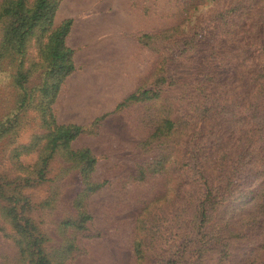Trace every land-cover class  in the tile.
<instances>
[{"label":"rangeland","instance_id":"rangeland-1","mask_svg":"<svg viewBox=\"0 0 264 264\" xmlns=\"http://www.w3.org/2000/svg\"><path fill=\"white\" fill-rule=\"evenodd\" d=\"M74 1H59L53 27L67 19L106 25L73 43L74 74L51 112L56 124L84 130L53 151L44 182L21 189L22 214L49 263L264 264V233L242 212L264 184L263 163L253 159L264 156V0ZM9 24L0 18V51ZM46 37L35 34L20 56L31 71L24 90L15 83L19 57L1 51L0 132L18 113L0 136L6 179L36 170L49 153L52 127L39 110L48 101L39 92ZM168 121L175 125L165 131ZM81 149L95 158L87 179L102 184L95 191L68 156ZM226 157L236 161L228 173ZM4 202L0 264H28Z\"/></svg>","mask_w":264,"mask_h":264},{"label":"trees","instance_id":"trees-1","mask_svg":"<svg viewBox=\"0 0 264 264\" xmlns=\"http://www.w3.org/2000/svg\"><path fill=\"white\" fill-rule=\"evenodd\" d=\"M59 1L60 0H35L30 5L27 0H5L0 7V18L8 17L10 20V24L5 28V34L2 38L1 51L3 48L4 52H7V55L9 54L13 56L15 54L19 57L15 74V83L18 84L20 89L24 88V83L27 81L31 72L30 69L23 67V61L20 59V56L24 54L23 51L27 43L33 36H35V34L39 33V36H42L44 33L47 34L46 43L41 47L42 57H44L47 62V71L45 72L46 78L44 79L39 92L43 100L48 99V101H45V103L41 102L39 110L42 112L41 116L48 118L52 127V129L49 130V134L46 136V139H48L47 147H49V153L40 158L36 170L26 173V175H18L12 179L0 177V200L1 202L5 201L2 210L3 212L5 211L9 217L13 230H15L18 237V244L24 246L23 248H20L21 254L29 260L30 263L28 264L50 263L43 249V238L41 234L31 223L30 219L22 214L24 204L22 203L23 195L21 194V189L28 185L29 182H44L45 169L52 157L53 151L57 147H68L70 142L84 130L83 127L78 125L56 124L55 116L51 112V105H53L57 98L60 85L75 70L72 60L73 50L66 46V37L72 23L71 19L63 21L57 27L52 26L53 17ZM38 39L41 40L39 37ZM38 66L40 65L38 64ZM145 93L141 95H145ZM29 97V94H23V98L18 106L20 111L24 109L25 99H29ZM138 97L139 94L136 92L124 99L118 107L132 100H136ZM12 117L17 119L18 113H14L10 118L6 119V123L2 125L3 127L0 136L10 130L11 124H13L14 120L11 121ZM174 125L173 122L168 121L162 129L168 131L172 129ZM157 132L163 131L159 128ZM245 144L251 147L252 143L248 144L246 142ZM21 148H23V146H21ZM68 156L72 159L74 158L75 162L81 165V175L86 181L87 190L95 191L101 187L102 184H94L87 181L92 167L95 164V158L91 155L88 149L77 151L69 150ZM226 158L227 161L223 163L222 169L228 173L230 171L229 167L236 161L232 163L229 157ZM242 158L246 160L245 164L247 166H250L251 164L256 166L255 161H257L263 163V165H260V168L264 167V156L260 154H256L253 158L255 161H253L252 158L248 159V156L240 157V160ZM262 175L264 177V170ZM230 177L231 176L229 175L228 179ZM229 181L230 180L226 182ZM259 193H261L262 196L257 198ZM256 194L257 195L253 199L251 207L242 212L244 215H250L255 226H257V229H260L264 233V184L257 187ZM200 207L203 209L201 215L204 216L205 214V217H207L208 210L211 209L210 204L203 202ZM81 218H83V220L89 219V217L85 215H82ZM260 248L264 250V244H262Z\"/></svg>","mask_w":264,"mask_h":264},{"label":"crops","instance_id":"crops-1","mask_svg":"<svg viewBox=\"0 0 264 264\" xmlns=\"http://www.w3.org/2000/svg\"><path fill=\"white\" fill-rule=\"evenodd\" d=\"M79 4V2L77 1V0H75L74 1V4H72L73 6H77ZM65 21V20H64ZM73 22V21H72ZM62 23V22H61ZM106 24L105 23H103L102 24V26L99 24H97V23H95V21H89V20H77V21H74L72 24H71V27H70V30H69V33H68V35H67V37H66V46L67 47H69L70 49H72L73 50V52H74V55H73V62H74V64L76 63V50L75 49H77L78 50V47H73V43L76 41V40H83V41H85L87 38H89V31L87 30L86 31V29H88V28H101V27H104ZM83 29H85V30H83ZM93 56V55H92ZM99 56V55H98ZM74 74V72L71 74V75H69L66 79H65V81H64V83L65 82H68V79H69V77L70 76H72ZM63 83V84H64ZM67 84H70V83H67ZM62 87V86H61ZM63 88V87H62ZM70 88V87H69ZM72 88H70L69 89V91H67V97H68V101L72 98V96L70 97L69 96V93L70 92H72L73 91V89L71 90ZM60 91L62 92V90L60 89ZM59 91V93H58V95H57V98H56V100H55V103H56V101H58L59 100V98H60V94H61V92ZM55 103L53 104V106L55 105ZM119 103H117L116 105H115V107L118 105ZM100 116H102V115H100ZM95 120V119H94ZM94 120H91L90 122H93ZM71 122H75V121H70V122H67L68 124L67 125H70V123Z\"/></svg>","mask_w":264,"mask_h":264}]
</instances>
